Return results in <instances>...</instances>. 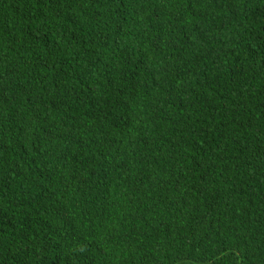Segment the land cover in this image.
Masks as SVG:
<instances>
[{
    "label": "trees",
    "instance_id": "trees-1",
    "mask_svg": "<svg viewBox=\"0 0 264 264\" xmlns=\"http://www.w3.org/2000/svg\"><path fill=\"white\" fill-rule=\"evenodd\" d=\"M0 264H264V0H0Z\"/></svg>",
    "mask_w": 264,
    "mask_h": 264
}]
</instances>
